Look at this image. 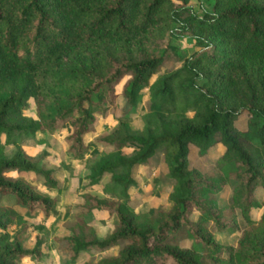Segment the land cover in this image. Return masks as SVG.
Returning <instances> with one entry per match:
<instances>
[{
    "label": "trees",
    "instance_id": "trees-1",
    "mask_svg": "<svg viewBox=\"0 0 264 264\" xmlns=\"http://www.w3.org/2000/svg\"><path fill=\"white\" fill-rule=\"evenodd\" d=\"M194 1L197 7L192 0H0V197L48 216L56 198L39 192L31 175L51 189L57 182L23 145L69 123L68 151L89 150L86 135L128 77L124 107L101 138L107 149L88 163L89 185L105 178L102 194L84 192L65 224L70 234L56 238L72 264H264V210L256 220L250 215L264 188V0ZM178 38L196 50L187 56L172 46ZM29 101L35 118L24 113ZM139 105L142 124L134 129L128 119ZM216 144L224 151L210 170L189 166L190 145L205 153ZM157 150L174 181L169 207L136 211L134 169ZM226 185L231 194L220 205L216 195ZM96 211L117 220L101 239L88 221ZM239 215L237 242H218L214 233L238 228ZM21 219L0 204V264L39 255L21 232L10 238L9 225ZM121 242L114 254L77 263L88 249Z\"/></svg>",
    "mask_w": 264,
    "mask_h": 264
},
{
    "label": "rangeland",
    "instance_id": "rangeland-1",
    "mask_svg": "<svg viewBox=\"0 0 264 264\" xmlns=\"http://www.w3.org/2000/svg\"><path fill=\"white\" fill-rule=\"evenodd\" d=\"M192 3L197 4L194 0ZM206 7L207 2L203 0ZM171 45L178 47L187 56L191 55L196 47L194 41L186 38L171 40ZM171 68L174 61L167 63ZM128 77H124L116 85L117 97L114 106L107 109L104 116L97 117L96 128L86 135L87 140L93 141L89 150L80 154H74L68 151L67 136L71 133V124L66 123L54 133L39 131L33 140L26 141L23 145L24 150L29 156L42 157L46 167L52 170V176L57 182L54 189L48 188L43 177L31 175L30 181L36 186L41 193L48 194L56 198L54 207L50 214H45L40 210H35L31 214L27 208L15 203L13 195L0 197V204L8 205L21 216V220H15L9 225L8 233L10 238H14L17 233L21 232L20 238L25 246L32 248L38 244L39 255L37 258L28 257L21 260L22 264H72L69 253L65 252L58 244L56 238L65 237L70 234L66 228L67 221L72 220L76 204L82 202L81 195L84 192H90L95 195H101L103 182L98 185H89L87 175L89 174L88 163L93 159L94 153L107 149L106 144L102 141L110 129L116 124V117L119 116L121 109L124 107V98L121 89ZM138 111L129 119V123L134 129L140 128L142 124L140 105ZM26 115L35 118L34 105L29 101L24 110ZM115 117V118H114ZM246 114H242L235 121L239 129L246 127ZM12 146H7V151L12 150ZM224 147L216 144L205 153L193 145H190L188 156L189 166L197 168L202 172L210 170L216 159L223 153ZM136 183L129 189L130 204L136 211L150 212L156 207L168 208V194L172 190L174 181L167 177V166L163 159L161 151L157 150L153 156L144 164L139 165L133 172ZM231 190L228 185L224 186L220 193L216 195L217 202L221 205L226 203ZM255 196L260 202L259 207H253L250 215L253 219H258L264 210V188L259 187L255 191ZM238 228H228L220 232H215V239L223 244H235L237 242L240 230L244 221L239 215ZM89 223L95 228L97 236L101 239L106 234L111 233L117 220L110 216L106 211H96L88 217ZM125 242L107 250L88 249L82 252L77 263L86 261H97L107 254L116 253L117 249L122 247ZM183 246H189L190 241L181 242Z\"/></svg>",
    "mask_w": 264,
    "mask_h": 264
}]
</instances>
